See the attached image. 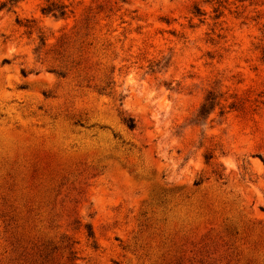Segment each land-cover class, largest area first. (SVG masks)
Returning a JSON list of instances; mask_svg holds the SVG:
<instances>
[{
  "label": "rangeland",
  "instance_id": "1",
  "mask_svg": "<svg viewBox=\"0 0 264 264\" xmlns=\"http://www.w3.org/2000/svg\"><path fill=\"white\" fill-rule=\"evenodd\" d=\"M62 1L0 12V264H264V0Z\"/></svg>",
  "mask_w": 264,
  "mask_h": 264
},
{
  "label": "trees",
  "instance_id": "2",
  "mask_svg": "<svg viewBox=\"0 0 264 264\" xmlns=\"http://www.w3.org/2000/svg\"><path fill=\"white\" fill-rule=\"evenodd\" d=\"M21 1L24 0H7L1 3L0 12L4 10L6 7L11 8ZM43 2L44 3L40 8V12L44 16H50L54 19L64 20L73 13L72 2L69 3L68 1H62V0H43ZM40 41L43 42L42 43L43 45L45 40L43 37H40ZM214 100L215 98L214 97L212 98V95L209 94L204 100V103L202 104L200 109L198 110L196 117L200 119H206L215 106ZM126 126L129 130H133L134 122L131 119H129L126 121Z\"/></svg>",
  "mask_w": 264,
  "mask_h": 264
}]
</instances>
